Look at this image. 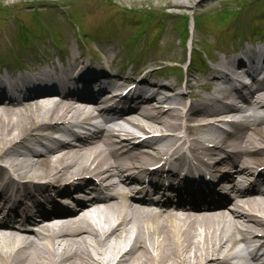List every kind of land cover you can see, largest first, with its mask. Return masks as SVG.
<instances>
[{"label": "bare ground", "instance_id": "6f19581e", "mask_svg": "<svg viewBox=\"0 0 264 264\" xmlns=\"http://www.w3.org/2000/svg\"><path fill=\"white\" fill-rule=\"evenodd\" d=\"M155 1L120 0L174 11L220 0ZM11 40L0 37V49ZM241 53L254 63L261 51ZM241 53L187 78L188 96L206 89L187 109L180 85L147 72L122 95L114 90L129 76L73 51L68 69L39 86L8 85L0 70V264H264V79L233 82ZM136 131L148 138L135 142ZM156 160L164 164L149 171ZM147 174L171 189L162 202L137 193Z\"/></svg>", "mask_w": 264, "mask_h": 264}, {"label": "rangeland", "instance_id": "374dc122", "mask_svg": "<svg viewBox=\"0 0 264 264\" xmlns=\"http://www.w3.org/2000/svg\"><path fill=\"white\" fill-rule=\"evenodd\" d=\"M18 1L19 0H14V2H18ZM55 1L58 3H61L62 0H55ZM106 1H110L113 4H116L117 6H121V4H122V2H120V0H117V1H115V0H103V2H106ZM154 2H158V1L154 0ZM0 3L6 4L7 0H0ZM62 3L65 4L62 6L63 7L62 11L65 10V12H64L65 16L64 17H67L68 14L69 15L74 14L75 10L71 7L72 5L67 4L69 2L65 3L62 1ZM238 3H243V4L246 3L245 10L237 11ZM85 4H86V2H84L83 0H77V5L79 7L80 6L83 7ZM38 5H37V7H40L41 9L44 8L43 5H39V6ZM153 5L154 4H152L150 2H145L141 6L152 7ZM123 6H125V7H139L140 5L138 3L132 4L130 2H123ZM89 7L91 9H96L94 4H90ZM263 7H264V0H242V1L241 0H220L219 2H217L215 4H211V5L206 6L204 8L195 9V11H194V9L191 10V8L177 9L178 11L175 12V17L171 18L170 20L168 19L167 21H165V27L163 28L162 33L159 34V39L157 37V40H158L157 48H158V50L156 53L161 55L162 61L158 62L156 65L155 64H153V65L158 66L160 68H163L164 66H167V65H174L170 62H178L177 60H179V58H182V60H183V61L181 60V65L186 64V59H187L186 55H187L188 50L190 49V38H191V31H192V15L195 18L199 17V19L201 21H204V20L209 21L210 20V22H217V21H215V19H217L218 15L221 16V14H220L221 10L228 9L229 11H232V12L236 11L237 13H239L238 19H245L247 14H250L251 16H253L254 14H257V12L260 9H262ZM82 9H81V11H82ZM96 10H98V9H96ZM165 10L163 11L164 13H170V11H168V10L165 11ZM66 11L69 13L66 14ZM36 13H38L37 15L41 16L40 18H45L51 27H55V26L58 27L59 26L61 31H62V34H66L67 30L64 29L62 26H60L62 23H65L66 18L64 20L62 18L63 21L57 19L55 17V15L53 13H51V11L49 9L44 10L42 12H36ZM27 14L25 13V17H26V15L30 16V13H27ZM85 14L86 13L84 11H82V14H80L78 17L77 16L76 17L78 19L80 18L81 21L84 20L83 22H85L87 20V17ZM9 15H11V14H9ZM181 16H190V24H189L190 37L187 40L186 45H184L181 42V39L179 37L180 33L177 31V29L173 28L174 22L176 20L180 19ZM6 19H9V18L7 17ZM116 19H118L117 16L114 17V20H116ZM93 22H95V21H93ZM25 23L28 24L29 21H27ZM256 24L258 26L260 25V28L262 29L261 31H263L262 32L263 35L260 38H255L252 41L250 40L253 44L256 43L255 46L261 44V42H263L262 44H264V41H263L264 40V15L261 16L260 19H258ZM3 27H4V25L0 24V31L2 30ZM14 29H18V27L14 25V28L12 30H14ZM116 29H117V32H120L121 35H123L125 38H128L129 36L133 35L134 31H135V28H132L131 26H128L126 24H124L123 27H117ZM56 30H57V28H56ZM197 33H198L199 39H202V41L200 40L198 42V45H199V47L203 45V48L205 47L204 49H205L206 53L207 52L213 53V54L216 53L215 50L213 49L215 47V45H219L220 48L223 47L224 49H228V50L232 48L231 40L233 38L231 36V33H232V27L231 26L223 27V26H220V24H219V26L217 24L216 26L211 28L209 31L206 30L201 34H200V30L198 29ZM15 34H16V32H15ZM204 34H206V35H204ZM230 36H231V38H230ZM140 41H137L136 44H138L139 46H143L142 43L140 45ZM116 42H117V44H116L115 50H121L122 49L121 46H123V45H121L120 41H116ZM98 44L101 45L102 43L99 42V43H97V45ZM248 44L249 43H247V42H243L242 47L247 48ZM236 45H238V43H236ZM71 46L74 47L75 45L72 43ZM207 47H210V48L208 49ZM107 49L110 51L111 47L107 46ZM210 49H211V51H208ZM45 55H47V54H45ZM109 55L112 58H115V54L112 55L109 53ZM41 56H44V55H41ZM119 56H121V55L116 54L115 64H116V62H119L120 65H117V66H119V70H126L125 72H128V70H130L131 67L130 66L128 67V64L122 63L121 60L117 59V58H119ZM169 56L172 58V60ZM217 56L222 57V54L219 53V54H217ZM8 57L5 58V60H7ZM42 58L45 59V57H42ZM101 58H102V60L104 59V54L102 55ZM149 61H150V59L149 60L145 59L144 61L142 60L138 65H140L142 62L144 65H150ZM148 67L149 66H147V68ZM200 72L201 71L194 70V68H192L191 74L193 76H195V75H199ZM166 74H168V73H164V74L162 73V75H166ZM183 76H185V74H183ZM195 77H198V76H195ZM152 80L161 81L158 77H153ZM161 82H163V81H161ZM170 82H173V81H170ZM181 85L183 87V83ZM188 101L189 100L186 98L185 103H187ZM166 106L167 105H165V107ZM223 127H225L224 124H223Z\"/></svg>", "mask_w": 264, "mask_h": 264}]
</instances>
